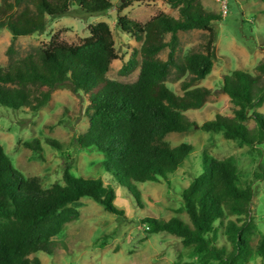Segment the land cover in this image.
I'll return each mask as SVG.
<instances>
[{"label": "trees", "instance_id": "16d2710c", "mask_svg": "<svg viewBox=\"0 0 264 264\" xmlns=\"http://www.w3.org/2000/svg\"><path fill=\"white\" fill-rule=\"evenodd\" d=\"M142 2L144 0H134ZM178 12V17L160 13L141 24L123 16L128 5L117 12L116 27L138 43L120 75L128 77L137 70L134 83L108 78L113 62L119 59L110 25L100 22L89 27L90 36L81 44H66L55 35L49 44L22 60L13 62L16 41L43 34L49 22L70 15L77 9L90 16L113 9L111 0H2L0 32L8 30L12 43L7 50L10 64L0 67V107L12 111L37 113L45 108L59 90L82 94L87 104L89 128L76 139L81 150L96 151L105 157L102 166L121 187H127L139 206L140 192L132 182H169V176L184 166L194 147L183 143L172 147L165 139L171 133H186L198 128L225 139L264 150V59L255 74L242 70L222 77L219 91L231 100L232 114H216L215 119L199 125L186 112L200 109L214 95L212 89L196 86L213 72L218 35L214 24L223 16L206 10L200 0H161ZM261 1L264 5V0ZM207 33L203 52L178 55L180 33ZM168 50L167 60L159 56ZM173 70L185 77L176 94L166 82ZM253 122V126L248 123ZM45 144L60 151L61 142L46 138ZM24 148L44 159L39 139L23 143ZM262 153V152H261ZM199 174L182 193L177 215L169 221L145 218L148 233L167 234L181 239L191 259L198 264H248L253 255L251 237L256 229L251 217L255 199L252 184H244L235 157L217 160L204 153ZM264 181V163L256 174ZM64 184L43 189L39 177L25 178L14 169L0 144V264H41L32 255L55 254L53 240L64 226L79 216L76 205L89 198L106 211L124 215L115 205V189L101 179L76 177L67 166ZM228 216L246 217L241 225ZM220 229L232 244V251L219 248ZM105 237L101 247L106 246ZM255 252L264 262V236ZM174 264H195L193 262Z\"/></svg>", "mask_w": 264, "mask_h": 264}, {"label": "rangeland", "instance_id": "374dc122", "mask_svg": "<svg viewBox=\"0 0 264 264\" xmlns=\"http://www.w3.org/2000/svg\"><path fill=\"white\" fill-rule=\"evenodd\" d=\"M2 0H0L1 3ZM114 4L109 12L90 16L81 13L77 7L70 15L51 21L43 34L21 37L15 44V55L12 61H18L35 53L39 48L50 43L59 35L66 44H81L90 36L91 25L106 22L110 25L119 59L113 62L108 78L120 83H134L139 70L128 77L120 75L122 67L131 59L141 43L136 42L116 27L117 12L124 5L122 15L145 24L160 13L178 17V12L171 9L161 0H111ZM206 10L223 16V21L214 24L218 35L216 43V61L213 72L196 86L212 89L214 95L200 109L187 111L186 116L193 122L202 125L215 119L216 114H232L234 106L228 96L217 92L222 87V77L235 70L255 74V68L264 59V5L258 0H200ZM207 33L192 31L180 33L181 58L203 52ZM12 34L8 30L0 32V67H7L10 58L7 50L12 43ZM168 50L160 54L167 60ZM185 77H179L175 70L166 85L176 94L183 95L181 84ZM264 114V106L259 110ZM253 126V122L248 123ZM89 118L87 104L82 94L76 95L71 90L56 91L49 104L37 113L29 110L12 111L0 107V144L10 158L15 170L25 178L39 177L43 189L55 184H64L63 173L67 166L76 177L101 179L110 184L116 191V207L124 215L118 216L106 211L89 198L82 199L76 208L79 216L64 226L63 231L53 240L57 243L55 254L49 256L39 252L31 259L39 258L41 264H174L193 262L188 249L181 239L167 234L152 235L148 233L145 218L154 217L169 221L175 216L182 217L190 223L186 213L177 215L182 206V191L189 186L200 171L204 153L217 160L235 157L244 184H252L255 199L251 209L256 229L251 237L253 255L248 264H264L263 259L255 252L264 236V181H256L260 165L264 163V150L242 145L238 141L227 140L222 134L204 132L198 128L186 133H171L166 141L177 147L183 143L194 147V152L186 163L175 174L169 176V182H132L133 191L140 192L142 206H139L127 187L112 182L102 162L103 154L96 151L81 150L76 139L87 132ZM39 139L42 142L44 159L24 148L23 143ZM50 138L61 142L60 151L45 144ZM262 152V153H261ZM241 225L246 217L228 216V220ZM106 246L101 247L105 240ZM219 248L232 251V244L220 229L217 241Z\"/></svg>", "mask_w": 264, "mask_h": 264}, {"label": "built area", "instance_id": "2783aa9c", "mask_svg": "<svg viewBox=\"0 0 264 264\" xmlns=\"http://www.w3.org/2000/svg\"><path fill=\"white\" fill-rule=\"evenodd\" d=\"M227 1V0H226ZM147 229H148V227H147Z\"/></svg>", "mask_w": 264, "mask_h": 264}]
</instances>
